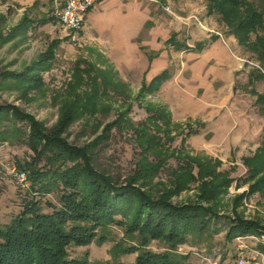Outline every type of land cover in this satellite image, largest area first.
Instances as JSON below:
<instances>
[{"label": "trees", "instance_id": "obj_1", "mask_svg": "<svg viewBox=\"0 0 264 264\" xmlns=\"http://www.w3.org/2000/svg\"><path fill=\"white\" fill-rule=\"evenodd\" d=\"M207 12L216 14L228 34L250 53L254 66L248 72V83L264 81V0H207ZM30 22L24 13L6 35L0 31V45L12 40L19 31H25ZM207 43L208 40L197 44V49ZM56 44L57 40L52 41L53 46ZM168 45L189 49L185 42L178 40L171 39ZM50 54L52 46L34 62L35 67L45 68L47 64L40 61ZM83 62L84 66L78 63L74 67L59 116L50 128L18 106L0 102V142L9 140L10 131H18L12 119L25 121L33 155L28 160L17 161V167L27 173L32 192L57 194V204L50 203V210H44L39 200L32 197L25 200L18 214L0 226V264H97L87 255L69 258L68 248L89 245L94 239L105 242L106 236L97 237L99 230L114 223L122 224L124 235L137 242L118 252L138 251L130 264H192L187 254L174 250L179 245L196 246L206 237H213L219 231L215 225L221 217L227 221L224 237L228 241L247 232L264 233V226L256 222L219 214V196L235 178L229 170L222 169L220 159L187 150L184 138L179 148L165 144L163 139L173 140V129L180 124L173 123L164 105L147 103L148 115L140 122L128 118V108H125L115 119L106 122L92 140L83 145L69 143L63 134L75 120L103 112L109 107L105 98L109 97L110 90L125 91L127 86L116 80L112 65L102 69ZM34 64L20 73L5 71L1 78L20 83L25 89L32 86L29 73L35 70L30 68ZM167 76L168 72L163 71L142 84L136 98L153 93ZM251 92L256 95L255 101L261 104L259 110L264 115V93L255 89ZM6 121L11 125L5 126ZM123 127L132 129L139 151L132 172L119 182L95 167L94 156L96 148L108 139L112 130ZM188 129L187 135L198 133L191 125ZM173 157L177 161L175 166L168 163ZM242 163L246 168L242 184L249 183V192H263L264 141L252 155L243 156ZM164 166H168V179L158 182L157 187L144 189ZM190 188L195 189L194 201L173 203L172 196ZM156 240L162 241L167 250L156 252L148 248Z\"/></svg>", "mask_w": 264, "mask_h": 264}, {"label": "rangeland", "instance_id": "obj_2", "mask_svg": "<svg viewBox=\"0 0 264 264\" xmlns=\"http://www.w3.org/2000/svg\"><path fill=\"white\" fill-rule=\"evenodd\" d=\"M142 3L149 14L156 12L159 19L155 36L157 42L162 44L166 34L171 31L181 32V39L192 44L202 35L198 32L205 31L209 38L218 35L226 38L229 32L227 28L218 20L214 13L207 12V0H138ZM50 4L39 6L36 10L25 11L12 0H0V14L4 19L0 20V31L3 35L16 25L22 14L27 12L31 19L25 31H19L12 40L0 45V102L18 106L24 112L33 115L42 122L46 128H50L59 116V108L67 91V83L72 79V73L76 64L84 66L83 61L95 64L99 68H107L112 65L116 73V80L123 81L127 86L125 91L113 92L110 90L109 97L105 98L109 105L103 112H97L94 117L87 116L75 120L63 134L67 141L75 145H83L92 140L101 132L103 125L116 118L119 112L127 109V117L133 122H140L148 115L147 103L164 105L159 101L155 93L147 94L144 97L136 98L138 93L139 79L130 70L119 64L116 66L107 54H103L97 48L71 43L64 35L58 22L51 17ZM47 21H43V20ZM202 26V28L200 27ZM211 34V35H210ZM232 36V35H231ZM57 40L56 45L52 41ZM52 46V54L40 63H46V67H35L34 62L41 58V55ZM172 50L174 62L172 73L180 80L188 76L186 64L181 65L182 55L175 51L173 46H167ZM239 67L233 74V89L231 101L236 103L238 108L246 113L248 118L254 122L264 120L259 108L261 104L256 103V95L251 92L255 89L259 93H264V81H256L254 84L248 83V72L254 66V60L250 53L238 44L234 49ZM44 57V56H42ZM34 64V71L29 75L32 77V86L21 87L15 81H3L1 76L5 71L23 72L27 67ZM184 72V73H183ZM178 81V84L180 82ZM188 80V78L186 79ZM224 96V95H223ZM231 105V104H230ZM228 107V102H227ZM225 108V107H223ZM218 111L219 110H215ZM180 127L173 129L174 139L164 138L165 144L171 148H179L182 138L185 139L184 146L193 153H204L222 161V169L229 170L235 178L234 182L219 196L218 212L225 217L235 215L251 220L264 226V191L249 192V183L242 184L245 167L242 163L243 156H250L256 148L264 141V126L257 138H243L238 143L230 146L210 142L211 137L205 130H201V124L195 120L176 121ZM18 131H10L9 140L0 142V226L8 223L11 218L20 212L25 200L35 197L39 200L40 206L44 210H50V203L57 204L56 192L46 195H38L32 192L29 180L26 184L17 183L12 168L17 167V161L28 160L33 155L27 140V123L12 119ZM5 126L11 125L9 121ZM199 130V133L187 135L188 126ZM138 147L135 143V136L129 127L112 130L108 139L96 148L94 165L98 170L107 172L115 177L119 182L132 172L138 158ZM168 163L175 166L176 158H170ZM159 172L151 177L144 189L157 187L158 182L168 179V166H164ZM27 174V173H26ZM239 186V187H238ZM173 203H183L195 200V189H186L171 197ZM120 218V217H119ZM226 218H220L215 226L219 231L213 237H206L199 241L196 246L179 245L174 252L186 255L192 264H226L232 260L237 252L239 244H243L247 254L252 258L254 264H264V233H243L235 236L231 241L224 237V230L227 227ZM123 225L110 224L104 230H99V236H106L105 242L98 243L94 239L86 246H70L68 248L69 258H83L87 255L91 262L97 264H116L122 261L125 264L134 262L137 252L122 254L118 253L123 247L131 243L136 244L124 235ZM192 244V243H191ZM195 245V244H192ZM117 246H120L118 248ZM162 241H152L148 248L156 252L167 250ZM246 246V247H245ZM188 248V249H187ZM116 254H119L116 258ZM116 259V260H115ZM115 260V262H114Z\"/></svg>", "mask_w": 264, "mask_h": 264}, {"label": "crops", "instance_id": "obj_3", "mask_svg": "<svg viewBox=\"0 0 264 264\" xmlns=\"http://www.w3.org/2000/svg\"><path fill=\"white\" fill-rule=\"evenodd\" d=\"M12 1L25 11L49 4L52 8L55 2ZM85 17L84 45L97 48L101 53L107 54L114 65L119 64L132 71L139 79L138 89L159 73L168 72V76L158 84L153 93L170 112L171 118L176 121H199L201 130H205L204 134H211L208 140L223 147L238 143L243 138H257L261 133L264 120L260 123L250 120L236 103L229 101L233 89V74L241 59L234 51L237 43L234 36L224 38L214 32L218 35L209 38L205 31H201L198 34L202 36L190 44L181 39V32L174 30L170 33L168 31L160 44L151 35L158 31L156 22L159 18L156 12L150 15L149 10L138 0H99L86 12ZM171 39L185 42L189 46V49L174 48L180 53L185 52L184 55L180 54L181 65L185 62L187 66L185 73H188V80H179L172 73L174 56L167 47ZM207 40L206 45L197 49V44ZM217 109L219 112L215 111Z\"/></svg>", "mask_w": 264, "mask_h": 264}, {"label": "built area", "instance_id": "obj_4", "mask_svg": "<svg viewBox=\"0 0 264 264\" xmlns=\"http://www.w3.org/2000/svg\"><path fill=\"white\" fill-rule=\"evenodd\" d=\"M99 0H55L51 15L58 22L65 37L71 42L80 45L85 40L86 12L97 4ZM12 173L20 185L27 182L24 170L12 168ZM246 247V246H245ZM226 264H254L247 254L243 244H239L232 260Z\"/></svg>", "mask_w": 264, "mask_h": 264}]
</instances>
